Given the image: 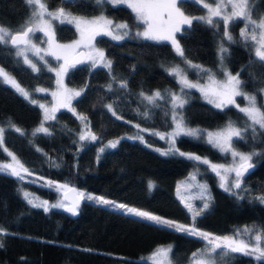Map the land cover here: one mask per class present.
I'll return each instance as SVG.
<instances>
[{
	"label": "trees",
	"instance_id": "1",
	"mask_svg": "<svg viewBox=\"0 0 264 264\" xmlns=\"http://www.w3.org/2000/svg\"><path fill=\"white\" fill-rule=\"evenodd\" d=\"M46 3L51 10L63 7L73 15L103 14L130 25L134 23L132 11L122 5L97 4L96 0H46ZM179 6L187 16L202 13V8L193 1L183 0ZM29 13L25 0H0V25L13 31L21 27ZM262 14L264 0H255L253 16ZM241 25L239 20L230 25L234 42L223 40L228 49L223 53V64L232 74L239 73L245 91L255 92L259 97L264 87V72L251 44L238 35ZM53 30L60 42L75 36V30L65 23H55ZM176 39L188 60L213 69L223 39L222 24L214 27L194 20L191 27L182 26ZM93 41L104 52L106 60L111 61V72L100 65H86L84 61L70 65L64 82L82 90V94L71 102L75 114L68 108L59 109L53 114L55 119L46 122L50 135H33L30 130L41 119L39 108L0 82V126L6 129L5 146L35 176L18 179L0 173V227L5 230L0 234V264H150L140 257L165 243L172 244V264H188L190 254L203 247V241L196 237L87 198L79 199L77 214L71 216L60 209L44 211L33 207L21 197L22 191H27L53 199L54 190L44 184L47 181L65 183L75 192L96 194L185 225L195 222L198 229L216 235H232L240 226L264 227V203L257 199L264 196V133L258 126L255 139L251 129L244 132L243 140L233 138L235 149L258 155L252 157V168L243 176L240 189L222 190L205 164L170 152L166 143L153 134L168 129L171 106L168 94L178 88L175 78L166 71L182 60L172 45L168 41L142 38L115 41L106 35H97ZM11 47L0 45V67L28 91L35 87L51 88L52 73L41 64H38L39 71H32L13 55ZM187 74L194 77L192 71ZM121 82H126L127 87L121 88ZM154 91H160L165 97L157 101L159 107L143 104L140 93L148 95ZM184 93L187 103L178 111L188 127L213 130L232 122L241 130L246 128L245 117L238 109L232 106L216 109L202 101L195 89L185 88ZM109 104L115 116L108 110ZM145 111L147 118L143 115ZM80 115L86 121L78 119ZM10 124L25 134L15 132ZM82 125H87L97 139L80 140ZM138 136L143 137V142ZM201 138L181 135L175 138V145L210 161H226V155ZM117 141L115 148L105 147ZM162 152L168 154L162 155ZM5 158L0 150V161ZM193 171L206 185L205 202L209 205L194 220V214L175 194L176 184ZM195 206L202 205L195 202ZM216 264L258 262L236 253L223 259L217 257Z\"/></svg>",
	"mask_w": 264,
	"mask_h": 264
},
{
	"label": "snow or ice",
	"instance_id": "2",
	"mask_svg": "<svg viewBox=\"0 0 264 264\" xmlns=\"http://www.w3.org/2000/svg\"><path fill=\"white\" fill-rule=\"evenodd\" d=\"M105 2L111 4H126L128 8L135 14V19L144 25L143 31L137 32V36H142L147 40L153 41H169L175 49L178 56L182 58L184 64L190 68H194L198 73H203L207 77V83L201 85L199 81L193 82L188 79L187 72L179 65L172 66L167 69L169 75L174 76L177 82L181 85L180 92L184 93V89H196L207 99L208 103L213 104L216 108L223 109L228 106H235L239 112L243 113L246 118V128L241 130L236 127L232 122H229L225 129L213 132H207V143L213 147L218 148L221 152L230 153L234 158L233 166L226 167L223 164L211 163L206 158L200 156L180 152L181 156H185L187 159L197 161L199 163L208 165L213 172H216L221 177V187L225 191H230V187L226 186L225 176L221 174V169L224 173H235L234 182L231 183L232 188L240 189L242 178L244 173L252 167L250 161L254 155L258 153H241L237 152L233 148V137H237L241 140L244 139V132L251 129L252 138L255 139L257 135V126L259 130L264 133V103L257 102V93L250 94L244 90L243 82L240 79L239 73L232 74L226 69L223 70L224 79H217L215 73L211 69L204 68L201 65L193 64L185 56L184 50L181 48L178 40L176 39V33L182 31V26L187 25L191 27L194 20L199 22L220 27L222 24V42L220 44V61L223 65L224 52L228 49L224 47L223 40H227L229 43L234 42V38L230 31V25L239 20L243 22V27L240 30L239 36L245 43L248 41L253 42L252 48L254 49L255 57L261 62L260 67L264 72V17L254 18L253 10L255 7V0H193L194 3L201 4L204 9L207 10L206 15L200 17H190L184 14L178 6L183 0H96L97 4H104ZM25 3L30 8V14L27 16L24 23L18 30L13 31L3 25H0V45H11L15 49V55L22 57L23 62L27 64L33 71H39L37 64L27 55L31 52L34 56H38L41 60L44 59L40 53L43 51L46 55L54 57L56 60H63L64 64L60 65L59 69L49 67V71H55L57 76L58 90L51 93L56 99L57 105L52 109L45 108V105L40 104L39 107L45 110L44 120L55 119L54 115L50 116V112L54 113L58 107H66L69 111L75 114V109L71 107V102L75 97H79L82 94V90H70L63 85V74L67 71V67L70 66V61L74 63H82L81 60H74L75 57L85 55L83 52L77 51L82 45L88 48L87 57L92 61V66L95 67L97 63L102 64L111 72V61L106 60L104 52L95 48L92 45V40L97 35H111L112 39L120 40L128 35L127 24H116L101 15L94 19H86L72 16L67 12L65 8L61 7L55 10L48 8L46 0H25ZM218 18V19H217ZM59 20L61 23L74 24L77 31L80 33V39L72 44H59L55 39V32L53 30L52 21ZM113 29L124 30L113 32ZM37 32H42L48 37L46 41L49 45L48 49H41L33 42L32 37ZM47 63V61H45ZM0 82L7 84L20 93L25 99H28L30 103L36 104L37 101L30 98V93L26 91L17 80L5 70L0 67ZM121 88H126L127 83L121 82ZM111 90V86H109ZM37 91H46L45 89H37ZM260 93L264 94V88L260 89ZM148 104L159 107L157 101L163 100L165 97L160 91H155L151 95L140 93ZM170 103L172 106V120L175 125L173 132L168 134L170 137L169 151H178L175 148V138L180 135H186L199 138L201 131L198 129L188 128L184 122L182 114L176 111V109H182L187 103V94L183 95L177 93H169ZM242 97L246 101L243 107L237 103L236 98ZM108 110L115 116L116 112L113 110L111 104L107 105ZM143 115L147 118L148 112L145 111ZM81 121H86V117L80 115L77 117ZM120 117L117 116V119ZM10 127L20 135H24L22 129L16 127L14 124H10ZM87 127V125H85ZM139 127V125H136ZM6 129L0 126V150L7 154L10 158V162L0 163V173L15 176L18 179H23L24 175H32V173L24 166V164L18 159V157L8 150L5 146L4 136ZM143 131V130H142ZM36 133H44L50 135L49 129L44 127L43 123L38 127L33 135ZM160 135L161 139H164V134L153 133ZM90 138L96 140L97 137L90 132H86L80 135V140ZM143 142V137L138 136ZM117 142H111L108 146L115 148ZM40 149H37L39 151ZM101 152L104 151L102 148ZM159 151V150H158ZM162 155H167L168 152H162ZM239 158V163H235V158ZM57 167L59 165H56ZM191 179H195L194 176ZM49 186L54 182L47 181ZM58 189L67 188V185H56ZM149 187L153 185L149 184ZM206 191V185H201ZM75 191V189H69ZM180 186L177 187L179 193ZM80 199L85 198L83 192L77 193ZM25 199L33 207H44L45 211H48L47 201L43 204H37L32 199H28L29 193L24 192ZM89 200H95L97 203L104 205H110L116 209L123 210L126 214L141 220L150 221L156 225L166 226L168 228H174L177 232H183L188 236L196 237L204 242L202 249L194 252L190 259V264H216L217 257L223 259L231 254L239 253L244 256L255 259L258 264H264V227L253 228L245 227L244 229H237L232 235H216L206 231L199 230L195 226V222L191 226H185L176 224L171 220L164 219L158 215H154L149 211L141 210L135 207H129L126 204H117L113 201H109L100 196L88 195L86 197ZM183 200V197H181ZM262 203H264V196L257 197ZM79 206L78 201L74 202L71 207H66L63 203L52 205V207H65L66 211L71 212L73 215L77 214V208ZM185 207L189 211L194 212L193 220L196 215H199L203 210L209 207L205 202L202 206L194 209L193 205L185 203ZM4 229L0 227V234L4 233ZM242 235H248L251 237L249 240L240 238ZM2 247V245H0ZM171 248L157 249L154 256L163 255L169 257ZM155 264V261L153 262ZM168 264H171V258H168Z\"/></svg>",
	"mask_w": 264,
	"mask_h": 264
},
{
	"label": "rangeland",
	"instance_id": "3",
	"mask_svg": "<svg viewBox=\"0 0 264 264\" xmlns=\"http://www.w3.org/2000/svg\"><path fill=\"white\" fill-rule=\"evenodd\" d=\"M187 1H193V0H187ZM111 4V3H110ZM180 4V3H179ZM179 4H178V6H179ZM111 5H114V4H111ZM115 5H122V6H125V7H127V5L126 4H115ZM201 8H202V13L201 14H199V15H193V16H190V17H200V16H204V15H206V12H207V10L206 9H204L203 8V6L201 5V4H198ZM180 7V6H179ZM128 8V7H127ZM30 9V8H29ZM56 9H58V8H56ZM130 9V8H129ZM181 9V8H180ZM55 10V9H54ZM131 10V9H130ZM132 11V10H131ZM182 11V10H181ZM183 12V11H182ZM133 13V12H132ZM30 14V13H29ZM72 16H75V17H80V18H86V19H94V18H97V17H99V16H101V15H103V14H98V15H94V16H79V15H73V14H71ZM104 16V15H103ZM133 16H134V23H133V25H130L129 23H127V22H125V21H123V20H113V19H110V18H108V17H106L107 19H109V20H111L112 22H113V25H116V24H127L129 27H128V29H127V32H128V35L127 36H125L124 38H142V39H145V38H143L142 36H137V32H139V31H143V29H144V25L143 24H141V23H139L136 19H135V14L133 13ZM260 17H264V15L262 14V15H259L257 18H260ZM218 19V18H217ZM237 21V20H236ZM235 22V21H234ZM55 23H61L59 20H54V21H52V25L54 26V24ZM65 24H68V25H70L74 30H75V36L72 38V39H69V40H66V41H63V42H60V41H57L56 40V42L57 43H59V44H72V43H74L75 41H77V40H79L80 39V33L77 31V29H76V27H75V25L74 24H69V23H67V22H65ZM241 27H239V29H238V35H239V33H240V30H241V28L243 27V22H241ZM117 31H124V30H117V29H113V32L115 33V32H117ZM35 35H38V37L37 38H35ZM35 35L32 37V39H33V42L37 45V47H39V48H41V49H48L49 48V45H48V43L46 42L47 40H48V37L47 36H45L42 32H37V33H35ZM103 35V34H102ZM106 36H108L110 39H112V36L111 35H106ZM240 37V36H239ZM123 38V39H124ZM56 39V38H55ZM242 39V38H241ZM112 40H114V39H112ZM121 40V39H120ZM115 41H119V40H115ZM150 41H153V40H150ZM169 42V41H168ZM250 44H251V48H252V43L253 42H251V41H248ZM92 45L95 47V48H97V49H99V50H101L100 48H98V47H96L95 46V44H94V41L92 40ZM170 43V42H169ZM171 44V43H170ZM172 45V44H171ZM173 47V46H172ZM12 48V51H13V55L15 56V57H17L16 55H15V49L13 48V47H11ZM174 49V48H173ZM79 50H83L84 51V53H85V59H84V63L86 64V65H89V66H92V61L90 60V59H88V57H87V53H88V48L87 47H84L83 45L77 50V51H79ZM252 50H253V53H254V49L252 48ZM102 51V50H101ZM174 51H175V49H174ZM176 52V51H175ZM218 55L216 54V57L218 56V60H217V63H216V66L213 68V69H211V68H208V67H206V66H204V65H201V64H198V65H201V66H203L204 68H207V69H211L212 71H213V73H215V75H216V77H217V79H220V80H223L224 79V76H223V70L222 69H226V67L224 66V64L221 66V61H220V56H221V53H220V45H219V47H218ZM28 56H29V58L30 59H32L33 60V62L34 63H36L37 64V67H38V64H41V65H43L44 66V68H46L47 70L49 69V67H52V68H54V69H59V67H60V65H62V64H64V61L63 60H56L54 57H52V56H50V55H46L43 51L40 53V55L41 56H43L44 57V59L43 60H41L38 56H34L31 52H29L28 54H27ZM223 55V54H222ZM254 55H255V53H254ZM19 58V60H20V62L22 63V64H24L25 66H27L29 69H31V67H29L27 64H25L24 62H23V58L22 57H18ZM45 61H47V63H45ZM193 64H197V63H193ZM97 65H100V66H102V64H100V63H97ZM175 65H179L181 68H184L185 70H186V72L187 71H192V73H193V75H194V77L192 76H189L188 74V79L189 80H191V81H193V82H197V81H199V83L201 84V85H204V84H206L208 81H207V77L206 76H204V74L203 73H198L197 72V70L196 69H194V68H190V67H188V65H186V64H184L183 63V61L182 60H180V62L179 63H174V64H172V65H170L168 68H170V67H172V66H175ZM71 66H68L67 67V70L70 68ZM32 70V69H31ZM227 70V69H226ZM33 71V70H32ZM167 71V70H166ZM228 71V70H227ZM51 73H52V75H53V83H52V87L51 88H49V89H46V88H42V87H35V88H33L31 91H28V90H26V91H28L29 93H30V98L31 99H34V100H36L37 101V103L36 104H33V103H31V104H33V105H35V106H37L38 108H39V110H40V112H41V119H40V122L37 124V126H35V128H33V131L32 130H30L32 133H34L35 132V130L38 128V127H40L41 126V123H43V125H44V127H46V122L49 120H44V115H45V110L44 109H42L41 107H39V105L40 104H43V105H45V108H48V109H52L53 107H56V105H57V101H56V99L51 95V93L52 92H54V91H57L58 90V85H57V76H56V72L55 71H50ZM168 72V71H167ZM64 75H65V73L63 74V85L67 88V89H70V90H77V91H79V89H77V88H73V87H70V86H68V85H66L65 84V82H64ZM235 75V74H234ZM174 77V76H173ZM175 78V77H174ZM175 80H176V82H177V79L175 78ZM177 84H178V88H177V90H175V91H170V93H177V94H183V93H181L180 92V89H181V85L177 82ZM11 87V86H10ZM264 88V87H263ZM14 89V88H13ZM37 89H45L46 91H43V92H41V91H37ZM262 89V88H261ZM15 90V89H14ZM196 90V89H195ZM16 91V90H15ZM17 92V91H16ZM155 92V91H154ZM154 92H152V93H154ZM197 92L199 93V95H200V98H201V100L202 101H204L205 103H207V104H209V105H211L212 107H214V108H216L213 104H210V103H208V101H207V99L201 94V92L200 91H198L197 90ZM151 93V94H152ZM20 94V93H19ZM151 94H148V95H151ZM250 94H252V93H250ZM21 95V94H20ZM33 95H35V96H41L43 99H41V100H39L38 98H35ZM22 96V95H21ZM23 97V96H22ZM28 100V99H27ZM236 101H237V103L238 104H240V106L241 107H243L244 105H245V103H246V101H244L243 100V98L242 97H237L236 98ZM148 103L147 101H145L144 99H143V97H142V103L144 104V103ZM257 102H258V104L259 103H264V94H261L260 93V91H259V97H257ZM170 105H171V103H170ZM231 106V105H230ZM232 107H234V108H236V109H238L237 107H235V106H232ZM59 109H67L66 107H58L57 108V110H59ZM216 109H220V108H216ZM56 110V111H57ZM55 111V112H56ZM176 111L177 112H179L178 111V109H176ZM54 112V113H55ZM54 113H52V112H50L49 114H50V116L51 115H53ZM168 120H169V127H168V129L166 130V131H164V132H159L160 134H164V136H165V138L164 139H161L160 138V135H157L158 136V138H160L163 142H165L166 143V149L168 150L169 148H170V137H169V135L168 134H170V133H172L173 132V129H174V127H175V125H174V123H173V120H172V106H170V113H169V116H168ZM245 120H246V118H245ZM229 122H227V123H225L224 125H222V126H220V127H218V128H216V129H213V130H200V129H198V130H200L201 131V137H203V138H201L204 142H206L207 143V137H206V133L207 132H213V133H215V132H217V131H220V130H223V129H225L226 128V126H227V124H228ZM234 124V123H233ZM235 125V124H234ZM236 126V125H235ZM188 127V126H187ZM237 127V126H236ZM188 128H191V129H197V128H192V127H188ZM86 132H90L88 129H87V127H85V125H82V128H81V131H80V133H79V135H78V137H79V139H80V135L81 134H83V133H86ZM181 136V135H180ZM192 138H196V137H192ZM233 138H235V137H233ZM82 141H91V139L90 138H86L85 140H82ZM111 142H109V143H107V145L105 146L106 148H109V144H110ZM209 144V143H208ZM211 145V144H210ZM212 146V145H211ZM213 147V146H212ZM175 148L176 149H178L177 147H176V145H175ZM213 148H215L219 153H221V154H223V155H226V157H227V159H226V161L225 162H220V161H210L211 163H214V164H223V165H225L226 167H230V166H233V164H234V158L231 156V154L230 153H224V152H221L218 148H216V147H213ZM234 148V147H233ZM234 150H236L237 152H241V153H249V152H244V151H240V150H238V149H235L234 148ZM180 152H183V153H186V154H188L189 152H186V151H183V150H180V149H178V151H175V153L177 154V155H179V156H181L179 153ZM5 154V156H6V158L4 159V160H1L0 161V163H5V162H10V158L7 156V154L6 153H4ZM191 154H194V153H191ZM194 155H196V154H194ZM198 156V155H197ZM181 157H184V158H186L185 156H181ZM201 157V156H200ZM202 159L204 158V157H201ZM235 163H239V158L237 157V158H235ZM250 163H251V161H250ZM252 164V163H251ZM206 167H207V169H208V171H210V172H212L213 174H214V176H215V178H216V184H217V186L219 187V188H221L222 190H224V188H222L220 185H221V183H222V181H221V177L220 176H218L217 174H216V172H213L212 170H211V168L208 166V165H206ZM27 168V167H26ZM252 168V167H251ZM250 168V169H251ZM28 169V168H27ZM29 170V169H28ZM194 171H196V170H194ZM192 172V173H190V174H188L184 179H182L181 181H179L177 184H176V188H175V194H176V196L178 197V199L182 202V204L185 206V203H189V204H191V205H193V207H194V209H195V202H199L200 203V205H202L203 203H205V200L207 199V197H208V192H207V188H206V191L203 189V188H201V185H205L201 180H199L198 178H197V174L195 173V172ZM221 171V174L222 175H224L225 176V183H226V186H228V187H230V191H233L235 188H232L231 187V183L232 182H234V179H235V173L233 172V173H224V171H223V169H221L220 170ZM246 174V173H245ZM244 174V175H245ZM192 176H194L195 177V179H191V177ZM15 177V176H14ZM28 177H35L34 176V174H32V175H24V177H23V179L24 178H28ZM243 181V180H242ZM44 184L46 185V186H48V187H50L52 190H54V197H53V199H51V200H48V199H44V198H41V197H38V196H36L34 193L32 194V193H30V192H27V191H22V195H21V197L28 203V200L27 199H25V197H24V192H27V193H29V197H28V199H32L35 203H37V204H43V202L44 201H47V207H48V210H53V209H60V210H62V208L63 207H52V205H55V204H58V203H63L64 205H65V202L62 200V198H61V194H62V192L63 191H65L66 189H68V187L67 188H60V189H58L57 187H56V185H67V184H65V183H59V182H54L51 186H49L46 182H44ZM242 184V183H241ZM178 185L180 186V191H179V193L177 192V187H178ZM68 186V185H67ZM225 191V190H224ZM80 191H76V194L77 193H79ZM227 192V191H226ZM85 194V193H84ZM88 195H92V196H99V195H96V194H92V193H88V194H85V198L88 196ZM78 196V195H77ZM101 197V196H100ZM181 197H183V200L181 199ZM79 198V197H78ZM80 199V198H79ZM104 199H106V198H104ZM81 200V199H80ZM107 200H109V199H107ZM93 201H95V200H93ZM109 201H113V200H109ZM96 202V201H95ZM113 202H115V203H117V204H121L122 202H117V201H113ZM29 204V203H28ZM101 204V203H100ZM122 204H125V203H122ZM30 205H32V204H30ZM102 205H104V204H102ZM126 205H128V204H126ZM105 206H107V207H109V208H111V209H113V210H116V211H118V212H121V213H124V214H126L123 210H120V209H116V208H114V207H112V206H110V205H105ZM129 207H135V206H132V205H128ZM39 208H41V209H43L44 210V207L42 206V207H39ZM135 208H138V207H135ZM138 209H141V208H138ZM141 210H144V209H141ZM187 210L189 211V209L187 208ZM45 211V210H44ZM146 211V210H145ZM191 214H194V212L193 211H189ZM153 214V213H152ZM128 215V214H127ZM154 215H156V214H154ZM160 217H162V216H160ZM162 218H164V219H167V220H170V219H168V218H165V217H162ZM171 221H173V220H171ZM173 222H175L176 224H180V225H185V224H182V223H179V222H176V221H173ZM185 226H189V225H185ZM246 226H240V227H238V228H236L235 229V231L237 230V229H244ZM249 228H253V226L252 227H249ZM174 229V228H173ZM200 230V229H199ZM234 231V232H235ZM240 238H242V239H244V240H249V239H251V237L250 236H248V235H242ZM203 246H204V242H203ZM171 248L172 247V244L171 243H165V244H161V245H159V246H157L155 249H153L151 252H149V253H147V254H145V255H143V256H141L140 257V259L141 260H143V261H145V262H148V263H150V264H153V262L155 261V264H168V258L170 257V253H169V257H164L163 255H157V256H154L153 254L154 253H156V251H157V249H160V248ZM203 248V247H202ZM201 248V249H202ZM200 250V249H199ZM198 250H196V251H194V252H197ZM194 252H192L191 254H190V259H191V257H192V254L194 253ZM190 259H189V261H188V264H190ZM171 264H172V261H171Z\"/></svg>",
	"mask_w": 264,
	"mask_h": 264
},
{
	"label": "water",
	"instance_id": "4",
	"mask_svg": "<svg viewBox=\"0 0 264 264\" xmlns=\"http://www.w3.org/2000/svg\"><path fill=\"white\" fill-rule=\"evenodd\" d=\"M79 51L84 53L83 50H79ZM84 54H85V53H84ZM84 59H85V55L77 56V57L74 58V60H81V61H84ZM73 62H74V61H70V65H71ZM78 64H80V63H74V65H78ZM248 171H249V169H248ZM248 171H247V172H248ZM247 172H246V173H247ZM244 174H245V173H244ZM69 189H73V188H68V189H66L65 191H63L62 194H61V198H62V200L65 202V206H66V207H71V206L73 205V203L76 202V201H78V203H80V200H79V198H78L76 192H75V191H71V190H69ZM62 210H63V212H65L66 214L73 216V214H72L71 212L65 210V207H63Z\"/></svg>",
	"mask_w": 264,
	"mask_h": 264
},
{
	"label": "flooded vegetation",
	"instance_id": "5",
	"mask_svg": "<svg viewBox=\"0 0 264 264\" xmlns=\"http://www.w3.org/2000/svg\"><path fill=\"white\" fill-rule=\"evenodd\" d=\"M11 46V45H10Z\"/></svg>",
	"mask_w": 264,
	"mask_h": 264
}]
</instances>
